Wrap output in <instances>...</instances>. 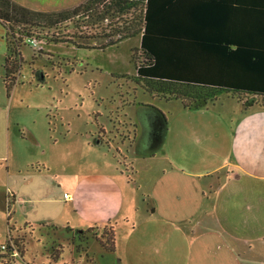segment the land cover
I'll return each mask as SVG.
<instances>
[{"label":"rangeland","instance_id":"1","mask_svg":"<svg viewBox=\"0 0 264 264\" xmlns=\"http://www.w3.org/2000/svg\"><path fill=\"white\" fill-rule=\"evenodd\" d=\"M12 1L33 11L56 13L72 10L87 0ZM141 13L142 7L139 6L128 16V22L133 23L132 25L138 23ZM76 21L77 25H80L84 18L78 17ZM121 22L120 26L123 25ZM111 29V21L108 18L96 26L87 22L85 26L81 24L80 27H73L71 23L66 22L59 28L34 32L35 37L44 40L38 45L40 49L36 50L41 53H34L30 47H23L24 63L19 83L8 98L2 84L7 49L2 39L5 37V30L0 25V94L7 99L9 107L6 108V113L11 112L12 118L11 188L48 184L51 187L48 198L63 199L65 193L73 191L70 186L61 189L52 176H36L32 169L38 166L42 168L44 165L50 171L49 175L63 171L66 175H72L80 171L78 166L83 162L87 174H90V163L97 162L100 167L93 172L104 175V172L111 171L108 165L112 164L114 169H117L115 173H123L124 177L140 184L138 195H142L148 189V180L145 178H151L162 167H168V156H174V150L180 143L190 150L201 148L203 154L208 150H215L217 152L212 154L215 157L221 152L225 157L226 151H231L242 169H248L256 176H264V116L258 114L262 110L259 107L261 98L223 93L213 104H202L196 110H186L179 100L153 96L139 84L136 65L132 61L133 54L136 55L137 61H143L140 52L141 35L105 48L107 41H111V38H105L110 35ZM116 39L117 37H114V40ZM61 41L68 43L56 44ZM74 44L83 47L78 48ZM148 106L151 108H147ZM154 110L160 112L161 116L157 115L159 125L165 130L164 141L156 153V158L151 157L152 147H149L147 141V130L152 125ZM3 112L4 110H0V113ZM162 115L167 119L166 128ZM129 121L133 124L130 125ZM0 127L3 128L1 116ZM117 128L118 134L116 131L110 132ZM136 128V154L146 157L137 159V163L131 165L132 161L125 159V154L130 149L126 137ZM2 130H8V126H4ZM182 131H186L187 137L183 136L185 133ZM250 131L253 132L252 135ZM100 140L102 150L98 152L92 145H87L89 141L96 145ZM130 155L132 156L131 153ZM209 161H213V158ZM1 165L0 171L7 173V162ZM148 165L152 166L151 170H147ZM93 179L87 180L80 189L79 199L85 204L88 212L91 209L90 204L95 202V195L100 194V182L97 185ZM2 185L4 186L5 182L2 181L0 186ZM71 185L73 187L72 181ZM131 187L137 188L135 183L131 184ZM9 197V202L12 203L13 195ZM61 199L59 200L62 201ZM111 199L113 200V196ZM121 203L126 210L132 205L128 197H124ZM39 205L42 211L35 220L53 217L58 221L62 210L64 211L63 204L57 201H45ZM26 206L27 204L22 202L17 203L16 217L21 226H25L20 222L25 218L22 210ZM15 219L13 217L11 220L14 225L18 224ZM142 220L146 222L147 219L141 215L138 223H143ZM119 222L122 223V219ZM49 227L42 225L33 231L35 228L25 226L18 232L8 227L7 221L0 222V246L7 242L13 245V239L20 237H23L21 239L24 242L21 257L14 263L7 264H93V261L96 264L111 263L109 258L103 260L106 253L103 255L104 251L96 242L103 234L104 228H88L75 232L68 229L67 234L60 232V235L64 236L62 238L58 236L57 228ZM169 227L170 224L162 223L160 233L155 235L156 240L162 244L161 251L166 250L174 241L183 242V237L177 236L178 233H165V228ZM9 228H12V240ZM135 238L144 240L139 236ZM146 239L149 240L145 241L147 246L152 247L153 235L149 234ZM60 246L63 247V258L55 261L51 255L54 249ZM150 251L147 253L150 254ZM173 264H186V260L179 258L178 263ZM206 264L238 263L232 258L217 257L209 258Z\"/></svg>","mask_w":264,"mask_h":264},{"label":"crops","instance_id":"2","mask_svg":"<svg viewBox=\"0 0 264 264\" xmlns=\"http://www.w3.org/2000/svg\"><path fill=\"white\" fill-rule=\"evenodd\" d=\"M2 84L7 94L3 78ZM7 107H9L7 99L1 95L0 110H4L0 113L1 122L3 128L8 126V130H2L0 127V165L6 161L8 172L0 171V185L2 181L5 182L4 186H0L2 205L0 222L7 221V226L12 227L13 231L19 232L25 226L35 228L34 231L43 225L50 226L49 229L57 228L58 236L63 238L60 232L64 231L67 234L68 229L75 232L88 228L112 227L115 231V251L106 252L101 247L103 255L106 253L103 260L109 258L110 264H173L178 263L179 258L185 259L186 264H206L209 258L217 257L232 258L238 264H264V176H256L250 170L242 169L233 152L226 151L225 157L221 152L215 157L212 155L217 152L215 150H208L203 154L201 148L190 150L180 143L174 150V156H168L169 166L162 167L151 178H145L148 180V189L142 195H138L140 184L132 182L129 177H124L123 173H115L117 169H114L112 164L108 165L111 171L104 172V175L93 172L100 167L97 162L90 163L89 169L92 170L90 174H87L83 162L78 166L80 171L72 175H66L64 171L49 175L50 171L44 165L42 168L40 166L33 168L34 175L45 178L52 176L61 189H66L67 186L73 189L71 193H65L68 199H65L64 195L63 199L59 198L62 200L60 201L48 198V191H51L48 184L11 188L12 118L11 112L6 113ZM153 113L152 125L147 130V141L149 147H152L151 157L156 158V153L164 141L165 130L159 125L157 115H160V112L154 110ZM258 114L264 116V110ZM162 122L166 128L168 123H165L164 119ZM129 124L133 123L129 121ZM102 130L106 132L105 129ZM136 131L137 128L135 136L132 132L126 137L130 149L125 154V159L131 160V165L136 164L137 159L146 157L136 154L135 142L138 134ZM251 131L250 135L253 134ZM182 132L185 133L183 136L187 137L186 131ZM101 143L102 140L96 145L89 141L87 145L90 147L92 145L98 152L102 150ZM211 158L213 161H209ZM151 169L152 166L148 165L147 170ZM89 179L96 181L97 185L100 182V194L95 195V202L90 204V212L79 199L80 189ZM134 183L137 188L131 187ZM10 193L13 195L11 220L15 217V221L18 222L17 203L27 204L23 210L21 209L25 218H22L20 223L25 226L19 225V222L14 225L11 220L8 224ZM124 197H128L132 204L129 210L124 209L121 203ZM45 201L63 204L64 211L62 210L58 221L53 217L35 220L42 211L39 204ZM141 215L147 219L146 222L142 220L143 223H138ZM120 219L122 223L119 222ZM162 223L171 225L165 228V233H178L177 236L183 237V242L174 241L164 250L165 252L161 251L162 244L155 237L156 233H160ZM42 231L43 229L39 234ZM149 234L154 238L152 247L145 243L149 242L148 239L145 240ZM148 248L151 250L150 254L147 253L149 250L146 251ZM93 264H96L95 261Z\"/></svg>","mask_w":264,"mask_h":264},{"label":"trees","instance_id":"3","mask_svg":"<svg viewBox=\"0 0 264 264\" xmlns=\"http://www.w3.org/2000/svg\"><path fill=\"white\" fill-rule=\"evenodd\" d=\"M139 6V22L132 25L128 16ZM78 17L84 18L80 25ZM108 18L112 29L105 38L111 41L105 48L141 35L143 61H137L135 54L132 61L139 84L151 95L179 100L188 110L213 104L223 93L251 95L262 99L259 107L264 110V0H87L72 10L56 13L0 0V25L5 30L7 49L3 83L8 98L19 83L23 47L41 53L28 43L38 30L59 28L66 22L73 27L87 22L96 26ZM62 43L68 42L56 44ZM163 119L167 123L164 115ZM12 204L9 202L8 224ZM9 230L12 240V228ZM16 241L13 239L22 254L24 245ZM98 241L103 250L114 252V229L105 227ZM6 244L8 253L12 252V245ZM62 248L52 252L53 260L59 261ZM4 258L0 257V262L8 263Z\"/></svg>","mask_w":264,"mask_h":264},{"label":"built area","instance_id":"4","mask_svg":"<svg viewBox=\"0 0 264 264\" xmlns=\"http://www.w3.org/2000/svg\"><path fill=\"white\" fill-rule=\"evenodd\" d=\"M28 43L34 47V48H38V50L40 49V47H38V45L42 44L43 41L37 39V37L35 36H32L28 39ZM65 199H68V195H65ZM13 251L12 252H9L8 253V250H9V246L5 243V244H2L0 246V257H5L4 258V261L5 262H15V260L18 258V257H21V253L19 251V248L16 247L15 243L13 242Z\"/></svg>","mask_w":264,"mask_h":264},{"label":"flooded vegetation","instance_id":"5","mask_svg":"<svg viewBox=\"0 0 264 264\" xmlns=\"http://www.w3.org/2000/svg\"><path fill=\"white\" fill-rule=\"evenodd\" d=\"M114 131H116V133L118 134V132H119V129L117 128V129H115V130H112V131H110V132H112V133H113ZM21 238H23V237H20V238H18V239H17V241L19 240L20 242H22L23 240H22ZM96 240H97V241H96V242H97V244H98L100 247H102V246L100 245V242L98 241V239H96ZM89 241H90V240H89ZM22 243L24 244V242H22ZM88 243H89V242H88ZM89 245H90V244H89ZM54 250H55V249H54ZM61 258H63V254L61 255ZM61 258H60V259H61ZM93 263H94V261H93Z\"/></svg>","mask_w":264,"mask_h":264}]
</instances>
